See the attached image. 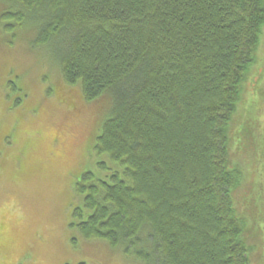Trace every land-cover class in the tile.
<instances>
[{"label":"trees","instance_id":"trees-1","mask_svg":"<svg viewBox=\"0 0 264 264\" xmlns=\"http://www.w3.org/2000/svg\"><path fill=\"white\" fill-rule=\"evenodd\" d=\"M2 1L8 32L34 20L37 45L60 43L64 81L111 102L94 151L123 171L74 185L90 215L75 209L73 226L127 251L149 231L155 247L139 255L153 264H250L227 127L264 0Z\"/></svg>","mask_w":264,"mask_h":264},{"label":"rangeland","instance_id":"rangeland-1","mask_svg":"<svg viewBox=\"0 0 264 264\" xmlns=\"http://www.w3.org/2000/svg\"><path fill=\"white\" fill-rule=\"evenodd\" d=\"M5 11L0 0V264H153L139 255L155 247L149 231L144 247L127 251L73 226L75 209L90 215L74 185L86 173L109 181L123 171L94 151L111 102L67 84L60 43L37 45L34 20L8 32ZM227 136L229 169L242 175L232 195L241 240L250 264H264V28Z\"/></svg>","mask_w":264,"mask_h":264}]
</instances>
